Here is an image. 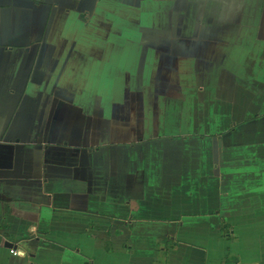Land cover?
Segmentation results:
<instances>
[{
  "label": "crops",
  "instance_id": "crops-1",
  "mask_svg": "<svg viewBox=\"0 0 264 264\" xmlns=\"http://www.w3.org/2000/svg\"><path fill=\"white\" fill-rule=\"evenodd\" d=\"M251 178L264 0H0V264H234Z\"/></svg>",
  "mask_w": 264,
  "mask_h": 264
},
{
  "label": "rangeland",
  "instance_id": "rangeland-1",
  "mask_svg": "<svg viewBox=\"0 0 264 264\" xmlns=\"http://www.w3.org/2000/svg\"><path fill=\"white\" fill-rule=\"evenodd\" d=\"M256 184L251 178L247 190L236 195L234 208L227 211L229 222L224 227L225 234L231 235L232 243L238 244L234 264H264V254H256V248L264 250V221L259 224L256 220Z\"/></svg>",
  "mask_w": 264,
  "mask_h": 264
},
{
  "label": "water",
  "instance_id": "water-1",
  "mask_svg": "<svg viewBox=\"0 0 264 264\" xmlns=\"http://www.w3.org/2000/svg\"><path fill=\"white\" fill-rule=\"evenodd\" d=\"M36 149H42V146H40V145H38V146H36ZM78 150H75L74 152H77ZM5 247H7V248H12V245L11 244H9V243H7V242H5Z\"/></svg>",
  "mask_w": 264,
  "mask_h": 264
},
{
  "label": "built area",
  "instance_id": "built-area-1",
  "mask_svg": "<svg viewBox=\"0 0 264 264\" xmlns=\"http://www.w3.org/2000/svg\"><path fill=\"white\" fill-rule=\"evenodd\" d=\"M14 253H16V252H14Z\"/></svg>",
  "mask_w": 264,
  "mask_h": 264
}]
</instances>
